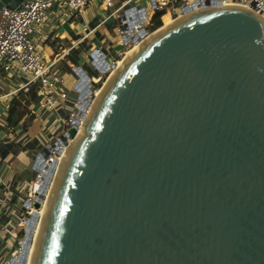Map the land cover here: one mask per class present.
Wrapping results in <instances>:
<instances>
[{"label": "water", "instance_id": "1", "mask_svg": "<svg viewBox=\"0 0 264 264\" xmlns=\"http://www.w3.org/2000/svg\"><path fill=\"white\" fill-rule=\"evenodd\" d=\"M263 36L247 7L183 9L93 101L91 78L74 71L85 137L75 119L61 171L25 204L10 264L27 263L47 196L33 264H264ZM102 55L90 57L101 74L114 68Z\"/></svg>", "mask_w": 264, "mask_h": 264}, {"label": "crops", "instance_id": "2", "mask_svg": "<svg viewBox=\"0 0 264 264\" xmlns=\"http://www.w3.org/2000/svg\"><path fill=\"white\" fill-rule=\"evenodd\" d=\"M126 1L128 0H115L116 7H120ZM133 2L134 0H131L128 8H132ZM104 14L106 15L99 1L93 0L84 15L75 18L64 0H56L48 13L46 24L38 27L32 36L43 66L48 67L53 74L75 80L77 76L74 71L81 69L94 79L96 76L88 71L90 57L94 51L102 53L105 57L109 55L108 40L111 33L115 34L113 30L115 28H112L108 21L104 22L106 19ZM85 26L88 28L87 31H84ZM116 53L118 55L121 51ZM110 57L114 61L115 57ZM6 80L8 84L3 83V78H0V264L11 259L12 254L9 252L12 246L15 248L17 240L15 234L20 229L24 196L31 187L34 176L32 167L40 153L38 150L42 147L39 139L34 135H21L18 127L25 126V130L30 131L36 125V121L44 117L38 114L43 110L42 107L36 106L30 100L32 94L38 96L35 88L23 94L17 92L21 86L20 80H16L13 75ZM14 96L16 98L13 101L20 105L22 119L15 127H10L8 125L10 99ZM31 120L34 121L33 126L28 127ZM48 122L49 118L44 120L42 130ZM14 207H19L21 212L13 211Z\"/></svg>", "mask_w": 264, "mask_h": 264}, {"label": "built area", "instance_id": "3", "mask_svg": "<svg viewBox=\"0 0 264 264\" xmlns=\"http://www.w3.org/2000/svg\"><path fill=\"white\" fill-rule=\"evenodd\" d=\"M55 1L24 0L18 9L10 10L6 7L0 9V70L5 71L8 76H10L9 72H13L15 79L20 80L21 86L17 92L27 94L32 88H35L38 96L45 99V110L52 113H56V107L60 100L64 101L68 99L69 91L64 86L65 80L63 76L53 74L49 71L48 67L43 66L32 36L38 27L46 24L48 13ZM92 1L64 0L66 7L75 18L84 15ZM98 1L102 10L107 14L104 22L110 19L114 20L120 34L119 45L121 44L120 46L129 50L136 44L137 39L140 42L157 31V29H154L152 21L155 14H161L160 19L168 12L171 16L176 15L175 4L177 2L182 3L179 15H176L177 17L182 15L183 9L194 12L209 7L233 6L247 7L248 10L255 12L264 21V0H151L150 12H147L145 9L139 10L135 7L128 8L131 0L121 4L120 7H116L115 0ZM87 30L88 28L85 26L84 31ZM119 55L123 56L122 53H119ZM109 70L110 67L108 68V73ZM20 73L29 76L25 83L22 82ZM78 81L79 78L77 77L74 86ZM95 82L94 79H91V91L92 84ZM94 95L92 91L90 99ZM77 107L78 103H76L74 109ZM75 119L79 120V124L82 121L81 117L76 118L73 110L68 115V118L62 121V130L56 135L57 139L54 140L55 142H52L53 144L55 143V147L52 148L53 150L48 160H50L51 156L57 159L58 157L55 156L61 155L60 148L67 147L70 140L65 138L63 142L61 139L73 126ZM29 125L33 126V123L31 122ZM58 140L62 144H59ZM52 143L47 144L45 147L52 145ZM63 143L65 144L63 145ZM37 160H39L38 156L35 161ZM41 175L38 171L36 172L35 183H38L42 177Z\"/></svg>", "mask_w": 264, "mask_h": 264}, {"label": "rangeland", "instance_id": "4", "mask_svg": "<svg viewBox=\"0 0 264 264\" xmlns=\"http://www.w3.org/2000/svg\"><path fill=\"white\" fill-rule=\"evenodd\" d=\"M131 6L132 7L135 6L139 10L145 9L147 12H150L151 0H134V2L131 3ZM181 7H182V3L181 2H177L175 4V13H176V15L177 14L179 15V11L181 10ZM106 15L104 14L105 18H107ZM176 15L171 16L169 12L167 13V16H169V18H171L172 22H173V20L176 19V17H177ZM108 23H109V25L112 28L113 27L115 28V29H113L115 34L111 33V37L108 40L109 41L108 44H110V45H107L108 50H109V55H106L105 60L108 63H113L114 67H115V64L117 65V63L119 61H121L123 56H125L126 53L129 51V49L128 48H124L123 46H120L121 44L119 45L118 42L120 40V37H119L120 34L118 32L117 27L115 26L114 20L110 19L108 21ZM160 23H161V26H162L163 23H162L161 19H160ZM118 51H121L123 56H121L119 54L117 55L116 52H118ZM110 56L115 57L114 61L111 60ZM89 67H90V70H91L92 74H94L96 76V80H97L95 83L92 84V91L95 94L96 92L102 90L104 85L107 83V81H108L107 79L110 76L111 72H109V73L105 72V73L101 74V73H99L96 70L94 65L93 66L91 65V62H90ZM8 74L10 76H8L5 71L0 70V78H3V83H5V84H8V80H6V78L7 77H11L13 75V72H9ZM20 77H21L22 82L25 83V81L28 79L29 76L26 75V74L20 73ZM64 80H65L64 86L69 91L68 99L64 100V101H61V100L59 101L58 106L56 107V113H54L56 115L52 114V112H49V111L47 112L45 110V108H43L44 107V103H45V99L44 98L38 97L37 94H32L30 96L31 102L34 103L36 106L42 107L43 110L40 111L41 113L39 112L38 114H41L44 117H42V119L40 118L39 121H36V125L30 131H27V129L25 130V126H21L20 125L18 127V130H19L21 135L22 134H24V135H27V134L28 135H34L36 139H39L40 142H42V147L39 148L38 153L44 148L45 145H47L49 143H52V142H55L54 140L57 139L56 135L62 130V121L64 119L68 118V115L71 112H73V110H74V104L77 103L78 92L74 89V84H75L76 80L75 79H68V78H64ZM32 89H34V88H32ZM15 98L16 97L14 96L13 98L10 99L11 100L10 101L11 102V107L13 105L12 104L13 103V99H15ZM94 99H95V97L93 96L91 101H93ZM89 107L85 108L86 112H89V109H90ZM37 109H38V107H37ZM19 113H20V107H19ZM47 118H49V122H48L47 125L43 126V130L45 129V131L43 132V130L41 129L42 123ZM31 122L34 123L33 120L29 121V123L27 125L28 127H32V126L29 125ZM80 125L81 126L84 125L83 120L81 121L79 126ZM41 133H42V135H41ZM55 157H59V156H55ZM32 169H33V167H32ZM33 174H34V176L32 178L33 180H32V183H31V187L29 188L28 191H26V193H25L26 196H24L25 198L23 197L24 200H25L24 209L21 208L23 215L21 217L22 218L21 219V224H19L20 225V229H19V226H18V229H19L18 233L15 234V236L17 237L16 243H15V248L12 246L11 247V251L9 252L10 254H12L11 259L13 257H15L18 254V252L20 251V247H21L20 243H21L22 239L25 237V231H26L25 230L26 229L25 228V221L28 220L30 218V216L32 215V209H30V207H28V206H25V204H26L27 201L32 200L34 197H38L37 194H32V185L34 183V179H35V176H36V171L34 169H33ZM48 192H47V194H48ZM21 209L19 207H14L13 211L21 212ZM11 259H9L8 261L5 260L4 264H10Z\"/></svg>", "mask_w": 264, "mask_h": 264}, {"label": "bare ground", "instance_id": "5", "mask_svg": "<svg viewBox=\"0 0 264 264\" xmlns=\"http://www.w3.org/2000/svg\"><path fill=\"white\" fill-rule=\"evenodd\" d=\"M161 20H162V23L163 24H162L161 28L158 31H156L155 33L150 34L149 36H147L146 38H144L142 41H140V42L136 43L135 45H133V47H131L130 50L126 53V55L123 56V58L121 59V61H119L117 63V65L115 64V67L114 68H110L109 72H111V74L108 77L109 80L112 79V77L114 76V73H117V69H119L121 67V65L125 61L127 62L130 59V57L134 56V54L145 43L149 42L156 34L160 33L163 29L169 28L173 24L171 18H169V16H167V14L164 15ZM103 57H105V56L102 55V58ZM104 61H106V60H104ZM88 71L91 72L90 67L88 68ZM94 80L97 81L96 80V77L94 78ZM99 94H100V91H98V92L95 93V95H94L95 99L97 97H99ZM85 103H86V101L84 99V104ZM85 124H86V122H84V125H82V126L80 125L79 126V131H78V134H77L76 138L85 137V135H84L86 133ZM76 138H74V139H76ZM74 139L71 140V141H69V143L67 145V147L69 146L68 148L67 147L60 148L61 155L57 159H55V158H53L51 156L50 160H47L46 162H43L44 164H46V165L43 164V167H45V169L43 171V174L41 175L42 177L39 180V182L38 183H35V182L33 183V185H32V194L39 195V193H40V191H41V189L43 187L42 182L44 181L45 177L47 176V170L50 169L53 164H55V165L57 164L56 166H57V171L58 172L61 171L62 162H63L65 156L68 154L69 149L73 146ZM39 168H42V166H40ZM49 201H50V198H49V196H47V198L45 199V201L43 202V204L41 206L40 211L38 212V214L40 216V226L38 227L37 230L34 231V237H33V241H32V244L30 246V249H29V256H28V261H27L26 264H33V249H39V243H40V237H41V230H42L41 224H42L43 218H44V216H45V214H46V212H47V210L49 208V205H50V202ZM30 206H32V202L30 203ZM33 213H35V212H33Z\"/></svg>", "mask_w": 264, "mask_h": 264}, {"label": "trees", "instance_id": "6", "mask_svg": "<svg viewBox=\"0 0 264 264\" xmlns=\"http://www.w3.org/2000/svg\"><path fill=\"white\" fill-rule=\"evenodd\" d=\"M161 14H155L152 18L154 29H158L161 26L160 18ZM12 107L9 110V116H8V125L10 127H15L18 123L21 122V115L19 113V103L17 101H13Z\"/></svg>", "mask_w": 264, "mask_h": 264}]
</instances>
